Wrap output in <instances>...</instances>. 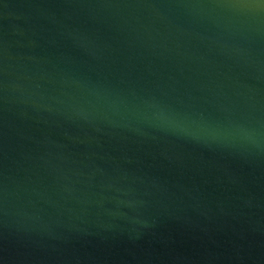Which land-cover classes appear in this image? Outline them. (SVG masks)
I'll list each match as a JSON object with an SVG mask.
<instances>
[{
    "label": "water",
    "instance_id": "95a60500",
    "mask_svg": "<svg viewBox=\"0 0 264 264\" xmlns=\"http://www.w3.org/2000/svg\"><path fill=\"white\" fill-rule=\"evenodd\" d=\"M0 264H264V0H0Z\"/></svg>",
    "mask_w": 264,
    "mask_h": 264
}]
</instances>
